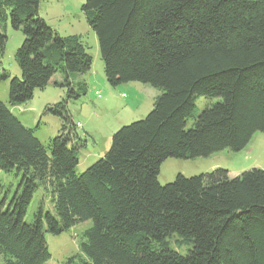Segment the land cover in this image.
<instances>
[{"label":"trees","instance_id":"obj_1","mask_svg":"<svg viewBox=\"0 0 264 264\" xmlns=\"http://www.w3.org/2000/svg\"><path fill=\"white\" fill-rule=\"evenodd\" d=\"M38 5L0 0V59L9 20L24 37L9 103H25L52 82L65 96L43 114L61 126L44 145L0 100V172L18 179L11 195L0 183L2 264L44 263V234L86 220L78 264H264L263 169L157 180L167 158L239 151L255 131L264 132V0H86L81 9L106 81H138L160 93L146 116L118 128L106 153L82 172L75 170L81 145L68 103L86 93L79 77L92 58L80 35H58ZM8 77L1 69L0 78ZM199 97L216 102L198 112ZM37 189L47 192L50 208L39 203L29 222L24 216Z\"/></svg>","mask_w":264,"mask_h":264},{"label":"rangeland","instance_id":"obj_2","mask_svg":"<svg viewBox=\"0 0 264 264\" xmlns=\"http://www.w3.org/2000/svg\"><path fill=\"white\" fill-rule=\"evenodd\" d=\"M85 1L39 0L38 5L39 16L58 35H80L92 58L90 69L79 77L86 83V93L68 103V110L81 145L76 172L84 171L106 153L111 137L118 128L144 118L152 109L154 98L160 93L159 89L147 83L130 81L111 86L106 81L97 37L88 26L81 9ZM4 33L7 39L0 59V71L6 70L9 77L0 78V100L24 126L33 128L35 137L46 145L57 134L61 123L58 117L43 114L44 107L60 101L65 96V89L49 82L44 88L35 89L30 100L11 105L8 100L9 79L13 76L20 77V69L14 55L24 37L21 30L11 27L9 20L5 24ZM211 102H216V98H197L195 103L198 112ZM252 167L264 170L262 131H255L248 144L239 151L223 149L207 157L167 158L159 167L157 180L165 184L172 181L178 173L192 176L215 168L227 169L232 177ZM17 181L12 174L0 172V183L9 190V195L14 193ZM39 203L44 210L50 208V197L42 189L34 192L24 216L25 220L32 221ZM90 225L91 221L86 220L57 235L45 233L50 258L42 264H62L68 260L66 264H78V242L82 232ZM174 241L175 239L170 241L171 247L183 253L185 247H179Z\"/></svg>","mask_w":264,"mask_h":264},{"label":"built area","instance_id":"obj_3","mask_svg":"<svg viewBox=\"0 0 264 264\" xmlns=\"http://www.w3.org/2000/svg\"><path fill=\"white\" fill-rule=\"evenodd\" d=\"M123 95V94H122Z\"/></svg>","mask_w":264,"mask_h":264}]
</instances>
